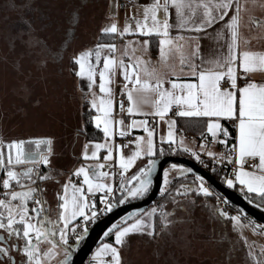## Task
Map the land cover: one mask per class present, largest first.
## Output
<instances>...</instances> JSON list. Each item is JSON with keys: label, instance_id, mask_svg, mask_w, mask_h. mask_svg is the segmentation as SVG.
<instances>
[{"label": "snow or ice", "instance_id": "snow-or-ice-1", "mask_svg": "<svg viewBox=\"0 0 264 264\" xmlns=\"http://www.w3.org/2000/svg\"><path fill=\"white\" fill-rule=\"evenodd\" d=\"M115 7L119 5L110 4V9ZM129 7L130 14L126 12L123 25L111 20L99 29L101 36L111 37L112 41L120 38L121 47L115 42H97L71 58L75 76L87 79L91 95L88 104L95 112L90 121L102 131L104 140H89L84 144L80 154L84 162L71 173L79 178L78 182L69 179L61 185L55 219L45 214L46 202L41 198L45 191L41 184L51 180L42 166L51 167L52 138L0 141L7 149V154L0 151V187L3 189L0 193V232L6 233L0 235V257L6 258L0 264H16L13 252L19 254L20 264H51L53 257L58 255L57 249L63 252V259L58 264H69L72 257L68 246L69 227L76 233V225H70V222L82 218L85 222L82 234H86L87 222L94 221L98 211H112L113 203L109 202V197L115 189L108 178L115 177L116 169L121 177L119 188L122 195L126 194L119 199L120 204L128 198L143 197L149 191L156 165L153 158L156 129L161 122L168 128L166 134L160 135L162 145L167 143L173 153L178 150L188 152L203 163L200 154L185 146L183 139L177 145V121L169 118L170 115L196 118L205 126L202 137L205 133L210 134L213 141L225 145L229 132L222 120L231 122L236 130L235 143L224 153L209 150L206 154L214 164H232L233 172L225 176L224 183L230 188L238 185L249 203L258 197L261 203L257 206H264V78L260 81L252 78L253 73H264V50H252L250 40L242 38L240 32L242 17L247 13L251 27L262 30V34L254 38L264 39V21L250 15L256 7L264 8V0L260 3L257 0H244L243 3L241 0H144ZM115 14L110 12V15ZM126 36L134 39L124 43ZM205 38L216 45L207 55L203 51ZM154 39L158 47L155 63L150 56ZM186 44L188 51H185ZM116 77L122 78L120 92L127 101L126 106L123 99L120 101L119 119L114 114L115 92L111 86ZM97 84L98 93L94 90ZM125 113L130 118L126 125ZM135 116L143 118H132ZM148 117L152 119L151 124ZM133 129H142L145 135H137L125 145L115 143V135L126 137ZM220 136L225 139H219ZM128 145H135L131 154L123 151ZM41 146L45 147L42 149ZM200 150H205L204 139ZM164 153L165 149L161 147L159 154ZM141 157L148 158L147 164L130 179L126 178L125 172ZM249 159L253 163L246 167ZM170 170L180 175L193 171L172 164L170 169L164 170V185L170 182ZM193 185L194 188L182 184L180 187L184 192L177 189L178 194L195 191L205 197L213 195L204 177L196 175ZM166 191V187H161L162 193ZM97 193H103L99 200L105 205L99 210H95ZM162 207L134 210L120 217L119 223H113L105 231L104 236H111V241L102 242L94 251V264H130L124 255L130 246V238L140 235L155 239L159 234L154 218L158 208ZM218 214L231 222L234 231L251 228L253 233L264 235V225L248 218L242 209L230 214L221 208ZM168 215L161 213L165 227L171 223ZM244 220L247 223H243ZM81 235H76L77 241ZM9 237L15 239L8 241ZM243 242L255 264H264V246H261L260 258L256 259L254 242H249L246 237Z\"/></svg>", "mask_w": 264, "mask_h": 264}, {"label": "rangeland", "instance_id": "rangeland-1", "mask_svg": "<svg viewBox=\"0 0 264 264\" xmlns=\"http://www.w3.org/2000/svg\"><path fill=\"white\" fill-rule=\"evenodd\" d=\"M112 3L115 1L0 0V141L52 138L51 166L66 164L69 152L77 153L80 146L83 149L88 141L81 140L80 129L82 113L89 108L88 82L75 76L71 58L100 42L102 22H110V12L116 13L115 8L110 9ZM200 145L197 142L193 149L199 154ZM182 183L177 185L180 193L184 192ZM162 187H170L164 185V175ZM161 202L151 205L163 206L156 214L159 235L155 239L132 236L124 252L130 264H255L244 237L254 242L256 259L260 258L264 235L251 228L234 231L218 209L230 214L236 211L224 207L217 196L193 191ZM161 213L170 214L171 223L166 227ZM59 250L51 264L63 259Z\"/></svg>", "mask_w": 264, "mask_h": 264}, {"label": "crops", "instance_id": "crops-1", "mask_svg": "<svg viewBox=\"0 0 264 264\" xmlns=\"http://www.w3.org/2000/svg\"><path fill=\"white\" fill-rule=\"evenodd\" d=\"M114 1L116 3L117 0H114ZM143 2H144V0H133L132 5H136L138 3H143ZM241 2L243 3L244 0H241ZM260 2H261V0H257V3H260ZM106 8H107V4H106ZM115 10H116V14L111 17L110 21L111 20H116L121 25H123V23L125 21L126 12H128L130 14V7L126 8L124 10H118L117 7H115ZM250 15H251V17L253 19H256V20H259V21H264V8L256 7L250 13ZM107 23H109V22H102L101 27L104 26ZM242 25L243 26L240 29L241 36H242V38H248L250 40L249 47H251L252 50H264V39L257 40V39L254 38V37L260 36L262 34V30L259 27H251V20L249 19V14L245 13L243 15V17H242ZM132 39H134V37L126 36L123 39V42L126 43L128 40H132ZM141 39H142V37H141ZM114 42L117 44L118 47H121L122 41H121L120 38H117ZM153 43L156 45V51H155L154 54H152V50L150 49V56H151V60L153 61V63H155L157 61V58H158V47H157V43H156L155 39L153 40ZM215 47H216V45H215L214 41H211V40H209L207 38L204 39V41H203V51L205 52L206 55L209 54ZM151 48H152V45H151ZM185 51H188V45L187 44L185 45ZM117 55H119V54H117ZM252 78L254 80L260 81L262 78H264V73H259V72L253 73L252 74ZM97 81H98V77H97ZM111 86L113 87V90L115 92L114 114H115V117L117 119H119L120 116H121V112H120V105L117 102V97L120 94L123 95L120 92V88L122 87V78L121 77H116L115 78V82ZM94 90L97 93L99 92L98 84H97V86H94ZM88 99L89 100L91 99V95L90 94H88ZM126 104H127V101H126ZM92 115H95L94 110H92ZM123 115H124L125 125H126L129 122L130 118L127 116L126 113L123 114ZM132 118L141 119L143 117L135 116V117H132ZM169 118L176 119L177 117H174V116L170 115ZM148 119H151V117H148ZM222 121H224V120H222ZM225 121H228V120L225 119ZM167 130H168L167 124L164 123V122H161L160 125L156 129L155 142L161 143L160 135L162 133L166 134ZM175 132L177 133L176 129H175ZM129 133H133L135 137L137 135H145V133L143 132L142 129H133ZM235 136H236V130H235ZM183 137H185V139L187 140V141H184V145L189 147V148L194 149V146H195V144H197V141L194 139V137L189 136V135H185V134H179V133L176 134L177 145H179V141ZM206 137H208L210 139V143L208 145L205 144V147H207L210 151L216 152L218 154L225 152L224 150H221L219 148L220 145H222V143H219L218 141H213V139L211 138L210 134H207ZM219 139L223 140L221 138V136L219 137ZM81 140H82V138H81ZM103 140H104V137H103V133H102L101 139L93 140V141H103ZM200 143H201V141H200ZM234 143H235V138H234L233 144ZM186 144H188V145H186ZM134 147H135V145H130L127 150H124V152L126 154H131V150ZM41 148H44V146H41ZM82 150L83 149L80 146L77 153L69 152L70 153V157L66 161V164L63 165L61 163L62 165L61 164H59L57 166L53 165V166L50 167L49 170L46 171V172H49L50 170H52V172L50 171L51 173H49V175L51 176V180L46 181V182L43 183V185H41V187H43L45 189V191H44V193L42 195V199L46 202L44 204V207L46 209H48L50 215H52V217L54 219L56 217V212H57V193L62 191L61 185L64 182H66L67 180H69V179L78 182L79 178H77L75 176H72L71 173L74 171V169L76 167H78L80 165V163L84 162V161H82L80 159V154H81ZM103 151L104 150H102V153H103ZM179 151H181L184 155L190 154V153L184 152L182 150H179ZM101 159H102V156H101ZM147 159H148L147 157L139 158L136 161V164L133 165L132 168H130L125 173V177L126 178H131V176L133 174H135V172H137L139 170L138 168L141 165L145 166V164L147 162ZM86 163H93V161H87ZM232 172H233V166H232V169H231V174H232ZM176 173H177V171H175V174ZM108 182L113 184L112 179H110V177L108 178ZM134 182L135 181H133V184H134ZM25 183H27V181H25ZM126 187H131V185H126ZM237 188L239 189L238 185H237ZM119 191H122V190L120 189ZM0 198H2V197H0ZM150 208H152V207L149 206L146 210H148ZM72 222L73 221L70 222V225H71ZM102 242H110V241L107 238H105V239H103L101 241V243ZM101 243H99V245ZM99 245L96 246L94 248V250L92 251V253H91V259L92 260H93V253L99 247ZM44 246H47V245H44Z\"/></svg>", "mask_w": 264, "mask_h": 264}, {"label": "water", "instance_id": "water-1", "mask_svg": "<svg viewBox=\"0 0 264 264\" xmlns=\"http://www.w3.org/2000/svg\"><path fill=\"white\" fill-rule=\"evenodd\" d=\"M41 138V137H36ZM30 138L24 139L28 140ZM45 147V146H44ZM43 149V148H42ZM0 151H2L0 149ZM5 154L7 149L5 148ZM156 165L152 172V184L150 185L149 191L143 197H137L135 199L128 198L124 204L119 202L113 207L111 212H107L101 219L95 222L87 231L83 234L81 239L77 241L72 249V257L69 264H83L87 257L91 254L94 248L100 243L104 236L105 231L113 223H119L120 217L131 213L134 210L145 211L152 203L156 200L157 196L160 195L164 168L168 163H177L183 165L185 168H191L192 173H186L184 175L176 173L177 177L182 176H202L204 181L209 185L216 193H218L222 199L234 205L237 210L242 209L243 213L250 219L254 220L257 224L264 225V207H258L255 203H249L244 195L234 189L230 188L227 184L221 183L210 171L206 170L202 165L194 161L192 158L186 155H163L156 157ZM2 170H0V175ZM136 182H134L135 184ZM122 194V192H120ZM126 195V194H124ZM122 195L121 199L124 198ZM45 209V207H44ZM45 214L52 217L48 212ZM53 218V217H52Z\"/></svg>", "mask_w": 264, "mask_h": 264}, {"label": "trees", "instance_id": "trees-1", "mask_svg": "<svg viewBox=\"0 0 264 264\" xmlns=\"http://www.w3.org/2000/svg\"><path fill=\"white\" fill-rule=\"evenodd\" d=\"M43 14H44V18L47 17L49 19V14H47L46 11H43ZM50 21V20H49ZM51 22V21H50ZM52 23V22H51ZM72 29L70 30V34L69 36H72ZM98 39L100 42H114L111 40V37H108V36H98ZM152 54L155 53L156 51V45L152 42ZM92 115V110L89 108H87L86 111H84L82 113V116H81V120H82V127L80 129V135L82 137V140H99L101 139L102 137V131L98 130L95 128V126L91 123L90 121V116ZM176 121H177V124H176V131L177 133L179 134H185V135H190L192 137H194V139L197 141V142H200L204 137L207 136V133H205V136L202 137L201 136V133L202 132H205V126L202 122L198 121L196 118H184V117H177L176 118ZM224 127L228 130L229 132V136L226 138L227 139V145L234 142V138H235V128H234V125L229 122V121H222ZM5 146L6 145H1V149L4 151L5 150ZM163 147L165 149V154H170V153H173L171 152V150L169 149L168 147V144L165 143V144H161L159 142H156V154L153 158H156V157H160V156H163V155H160L159 154V149ZM173 155H184L181 151H177L175 153H173ZM186 156H189V155H186ZM190 158H192L194 161H196L197 163H199L200 165H202L206 170L210 171L211 173H213V175L216 177V179H218L221 183H224V178L225 176L227 175V170L225 171L224 174L222 173H219V172H216L214 170H212L210 168V164L209 163H201L200 161L198 160H195L193 157L189 156ZM147 164V162H146ZM145 164V165H146ZM172 163H168L165 168L169 165H171ZM43 168V171H47L48 170V167H45V166H42ZM2 178V173L0 175V179ZM195 177L192 176V175H188V176H182V177H177L176 174L175 175H170L169 174V188H167V191L162 193L160 191V195L157 196L155 202L160 204L162 203L161 201H165L166 199H170L172 196H175V195H178V192H177V189H179V187L177 185H180V183H182L183 185H193V181H194ZM206 183V182H205ZM163 184V182H162ZM225 184V183H224ZM209 186V185H208ZM210 187V186H209ZM173 188V189H172ZM234 189H236L237 191H239V189L236 187H233ZM0 189H2L0 187ZM211 191L213 192V195L214 196H217L219 199H221L222 201H224L222 199V197L216 193L211 187H210ZM122 192V191H121ZM179 192H181V190L179 189ZM241 192V191H239ZM242 193V192H241ZM244 195V193H242ZM122 197V194L120 193H116V198H117V201L119 202V199ZM245 197V195H244ZM247 199V198H246ZM248 200V199H247ZM225 202V201H224ZM227 203V202H226ZM252 203H255V204H260V200L258 197H256ZM228 204V208H230L231 210L233 211H238L237 208L234 206V205H231L229 203ZM264 207V206H263ZM159 220V215H156L155 216V222H156V229H157V225H158V221ZM107 238L109 241H111V236L109 237H103L101 239V241L103 239ZM100 241V243H101ZM99 245V244H98ZM97 245V246H98Z\"/></svg>", "mask_w": 264, "mask_h": 264}, {"label": "built area", "instance_id": "built-area-1", "mask_svg": "<svg viewBox=\"0 0 264 264\" xmlns=\"http://www.w3.org/2000/svg\"><path fill=\"white\" fill-rule=\"evenodd\" d=\"M133 3V0H117L116 1V4L119 5V7H117L118 10H124L126 8H128L130 5H132ZM124 100V103L126 105V97H124L123 95H118L117 97V102L118 104L120 105V101L121 100ZM149 122L150 124L152 123V119H149ZM190 136V135H189ZM222 139H225L223 136H221ZM114 141L116 144H121V145H125V144H128V141L130 140H134L135 139V136L133 133H128V135L126 137H121L119 136L118 134L115 135L113 137ZM205 140V144L208 145L210 143V139L208 137H204L203 138ZM233 144L230 143L228 145H225V144H222L220 145V149L221 150H224L225 152L227 151V148H230L231 145ZM130 145H128L129 147ZM128 147L124 148V150H127ZM200 156H201V159L204 161V163H209L210 164V168L216 172H219V173H222L224 174L226 169L227 170V175H231V169H232V164H226V165H221L220 163H213L212 162V158L209 157L205 151H201L200 152ZM108 163H112V162H108ZM253 163V161L251 159H249L246 163V167H249L251 166V164ZM106 171H111V169H105ZM118 169H116V172L117 174L115 175V177L113 178L112 176H109L111 179H112V182H113V186H114V194L111 195L109 197V202L113 203V207L118 203L117 201V198H116V193H120L121 191H119V185L121 183V177L118 175ZM206 186L207 183H205ZM3 192V189H0V193ZM103 195V193H97L96 196L94 197L95 201H96V209L95 210H99V209H102L105 207V205L101 204L100 203V200H99V197ZM42 198V197H41ZM121 199V198H120ZM29 206L31 207L32 206V202L29 201ZM223 206L228 208V204L225 203L223 201ZM107 212H101V211H98V214H97V218L94 220V221H89L87 222V228L89 229L95 222H97L99 219H101ZM90 215V213H89ZM84 221L82 220V218L78 217L76 221H73L71 223V225H76V233L74 234L73 231H72V227L70 226L69 229H68V236H69V239H68V246L70 247V249H72V246L77 242L76 240V235H81L83 233V227H84ZM83 235V234H82ZM81 235V237H82ZM92 253V252H91ZM83 264H94L93 260L91 259V254L87 257V259L84 261Z\"/></svg>", "mask_w": 264, "mask_h": 264}, {"label": "flooded vegetation", "instance_id": "flooded-vegetation-1", "mask_svg": "<svg viewBox=\"0 0 264 264\" xmlns=\"http://www.w3.org/2000/svg\"><path fill=\"white\" fill-rule=\"evenodd\" d=\"M3 146V145H2ZM27 147H34V146H27ZM5 148H6V146H5ZM0 149H1V147H0ZM2 150V149H1ZM3 151V150H2ZM5 151V150H4ZM44 183V182H43ZM43 183L41 184V185H43ZM45 211L46 212H48V209H46L45 208ZM52 216V215H51ZM52 218V217H51ZM54 219V218H53ZM0 235H6V233H3V232H0ZM13 239H15L14 237H9L8 238V241H11V240H13ZM12 255H13V257L15 258V261H16V264H20V256H19V254H17L16 252H13L12 253ZM4 259H6V258H4V257H0V261H2V260H4Z\"/></svg>", "mask_w": 264, "mask_h": 264}]
</instances>
